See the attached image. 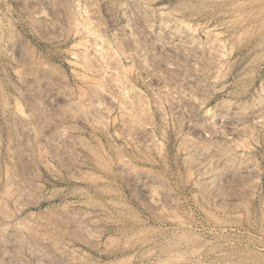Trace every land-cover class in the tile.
<instances>
[{
  "label": "rangeland",
  "instance_id": "obj_1",
  "mask_svg": "<svg viewBox=\"0 0 264 264\" xmlns=\"http://www.w3.org/2000/svg\"><path fill=\"white\" fill-rule=\"evenodd\" d=\"M0 264H264V0H0Z\"/></svg>",
  "mask_w": 264,
  "mask_h": 264
},
{
  "label": "bare ground",
  "instance_id": "obj_2",
  "mask_svg": "<svg viewBox=\"0 0 264 264\" xmlns=\"http://www.w3.org/2000/svg\"><path fill=\"white\" fill-rule=\"evenodd\" d=\"M4 34V33H3ZM221 64V63H220ZM216 80V79H215ZM3 209V208H2ZM4 226V225H3ZM8 235V234H7ZM41 239V238H40ZM5 256V255H4ZM43 256H45V255H43ZM2 257V256H1ZM48 261V260H47Z\"/></svg>",
  "mask_w": 264,
  "mask_h": 264
}]
</instances>
